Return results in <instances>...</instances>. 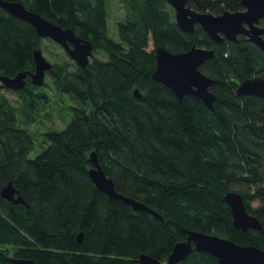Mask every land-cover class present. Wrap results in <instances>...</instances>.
<instances>
[{"label":"trees","instance_id":"trees-1","mask_svg":"<svg viewBox=\"0 0 264 264\" xmlns=\"http://www.w3.org/2000/svg\"><path fill=\"white\" fill-rule=\"evenodd\" d=\"M2 1L71 29L92 44L93 56L84 69L51 63L47 79L68 99L73 117L61 131L44 134L45 147L34 159L32 138L19 124H33L44 109L48 83L35 87L28 80L14 91L17 106L0 87V192L11 183L25 202L14 205L0 195V264H138L139 255L164 263L188 231L264 250V99L236 95L239 83L264 78V52L244 37L213 43L199 26L193 34L181 32L164 0H121L125 16L116 41L108 36L109 0ZM241 2L186 0V6L219 16L242 11ZM43 41L0 8V76L33 73L32 52ZM149 42L172 54L193 45L213 51L199 67L212 80V110L151 80ZM90 153L117 193L162 219L96 190L88 176ZM227 193L241 196L260 230L233 228ZM180 264L217 261L192 250Z\"/></svg>","mask_w":264,"mask_h":264},{"label":"water","instance_id":"water-1","mask_svg":"<svg viewBox=\"0 0 264 264\" xmlns=\"http://www.w3.org/2000/svg\"><path fill=\"white\" fill-rule=\"evenodd\" d=\"M174 12V20L178 29L187 34H193L196 26L210 38L211 42L219 44L223 40L237 42V37L243 35L247 41L264 52V29L257 23L264 18V0H242L243 11L229 13L224 11L219 16L199 13L186 6V0H164ZM0 8L9 15L30 25L38 38L47 39L61 47L70 60L84 69L92 57V44L74 35L71 29H62L43 18L34 11L27 10L19 2H5L0 0ZM155 67L151 80L169 89L173 95L181 100L186 95L199 98L210 110L213 109L215 96L209 91L212 80L199 71V67L214 57L212 50L192 46L187 52L172 54L165 48L154 49ZM34 72H19L13 78L0 76L2 87L12 91H22L26 87L27 78L32 86L42 87L46 73L50 72L52 64L45 59L41 50L32 52ZM134 97L140 98L135 90ZM238 97L253 96L264 99V78L255 77L237 85ZM89 161L92 167L88 171L90 181L96 190L111 200H120L129 205L133 212H148L161 220V216L142 203L124 197L114 189L113 182L107 178L101 169L94 153H90ZM2 199L14 205H25L11 183L0 192ZM230 208L232 226L236 231L260 230L261 224L254 215L247 212L242 198L236 193H227L223 197ZM78 244L82 243L83 233L76 237ZM192 250L214 257L217 264H264V250L255 246H243L230 240L216 236L205 235L196 231H188L183 242L173 246L166 262L161 263L146 255H139V264H180ZM14 264H33L29 261H13Z\"/></svg>","mask_w":264,"mask_h":264},{"label":"rangeland","instance_id":"rangeland-1","mask_svg":"<svg viewBox=\"0 0 264 264\" xmlns=\"http://www.w3.org/2000/svg\"><path fill=\"white\" fill-rule=\"evenodd\" d=\"M124 16L125 9L121 0H110L107 5L108 35L115 41L117 40V24L124 21ZM147 50H154L151 42H149ZM41 52L50 63H72L62 48L50 40L45 39L43 41ZM97 55L95 56L104 59V56ZM46 79L45 82L48 83V87L43 88L42 92L48 95V102H46L44 109L34 116L33 124H29L27 127L19 124L32 138L33 150L29 154V159H34L44 149V134L51 131H61L73 117L69 109L71 104L68 99L59 93L57 94L50 80ZM1 92L13 106H17V98L14 92L6 89L1 90Z\"/></svg>","mask_w":264,"mask_h":264},{"label":"flooded vegetation","instance_id":"flooded-vegetation-1","mask_svg":"<svg viewBox=\"0 0 264 264\" xmlns=\"http://www.w3.org/2000/svg\"><path fill=\"white\" fill-rule=\"evenodd\" d=\"M89 1H93V0H89ZM110 1V0H109ZM108 1V2H109ZM243 11V10H242ZM6 12V11H5ZM7 13V12H6ZM8 14V13H7ZM9 15V14H8ZM11 16V15H10ZM264 18H262V19H260L259 21H258V23H257V26L259 27V28H262V29H264V27H262L261 25H260V23H261V21L263 20ZM107 23H108V21H107ZM118 25V24H117ZM107 28H108V25H107ZM75 35V34H74ZM76 36V35H75ZM109 36V35H108ZM110 37V36H109ZM239 37H244L245 38V40L247 41V39H246V37L245 36H243V35H239L238 37H237V41H238V38ZM79 38V37H78ZM117 38H118V33H117ZM81 39V38H80ZM262 39L264 40V35L262 36ZM83 40V39H82ZM85 41H87V40H85ZM89 42V41H88ZM228 42V41H227ZM249 42V41H248ZM232 43V42H231ZM234 43H236V42H234ZM252 44V43H251ZM256 47V46H255ZM61 48V47H60ZM257 48V47H256ZM63 50V49H62ZM64 51V50H63ZM92 56H93V50H92ZM91 59V58H90ZM49 73V72H48ZM48 73H46V75H45V78H47L48 77ZM29 79L27 78V80H26V84H27V81H28ZM30 81V80H29ZM0 87H1V90H3V89H6V90H8V91H12L11 89H7V88H5V87H2V85H1V83H0ZM12 92H14V91H12ZM185 260V259H184ZM12 261V260H11ZM13 262V261H12ZM139 264V263H138Z\"/></svg>","mask_w":264,"mask_h":264}]
</instances>
